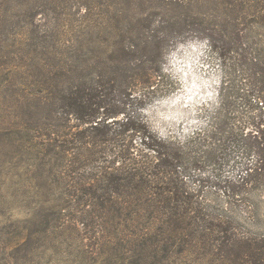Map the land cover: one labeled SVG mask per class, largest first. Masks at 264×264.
<instances>
[{
    "label": "trees",
    "instance_id": "obj_1",
    "mask_svg": "<svg viewBox=\"0 0 264 264\" xmlns=\"http://www.w3.org/2000/svg\"><path fill=\"white\" fill-rule=\"evenodd\" d=\"M209 1L0 0L6 92L20 80L17 107L28 104L31 116L17 113L10 133L29 145L32 180L47 193L69 184L68 202L43 200L47 215L57 222L78 209L86 238L120 224L109 241L124 243L123 259L189 250L217 264H264V232L240 231L238 218L210 212L187 184L191 169L232 157L243 170L226 179L235 190L229 198L264 186V42L248 36L264 26V0L201 7ZM222 17L233 22L219 24ZM194 33L221 59L239 55L243 87L234 108L226 77L210 128L182 144L159 138L141 110L167 78L165 54ZM5 106L10 117L15 111Z\"/></svg>",
    "mask_w": 264,
    "mask_h": 264
},
{
    "label": "rangeland",
    "instance_id": "obj_2",
    "mask_svg": "<svg viewBox=\"0 0 264 264\" xmlns=\"http://www.w3.org/2000/svg\"><path fill=\"white\" fill-rule=\"evenodd\" d=\"M211 3V0L208 4L202 3L201 7H212ZM253 6L247 9L254 12ZM213 19L210 17L209 22ZM222 21L233 22L222 17L219 24ZM209 25L215 26L214 23ZM258 26L249 29L248 36L252 41L264 42V26ZM1 39L5 40V37L1 36ZM6 50L0 45V52L4 55L0 54V63L8 58ZM238 56L230 53L227 59H221L213 52L209 40L202 36L198 38L196 33L183 41L178 40L163 59L161 74L167 78L158 86L161 89L152 90L151 97L144 102L146 108L141 110L153 133L159 138H172L183 144L209 129L222 102L220 91L226 77L228 86L224 93L227 99L235 102L236 108L243 87L242 75L238 67H234ZM4 68L0 64V264H217L191 250L192 253L186 250L170 257L160 252L157 260L148 257L150 255L144 251L143 258L148 260L139 263L132 251L128 252L131 257L123 259L127 253L124 243L109 241L116 236L115 226L121 225L111 221L108 231L98 228L96 232L100 235L91 232L86 238L84 223L79 221L75 208L71 215L51 222L45 208L50 206L42 202L48 198L60 201L61 195L64 196L62 202H68L69 184L65 181L60 184L61 189L52 187L47 193L39 180H32L31 149L28 144L17 142V136L10 133L17 113L30 118V109L28 104L20 109L17 107L20 80L16 79L14 83L16 90L6 92V78L1 71ZM5 104L15 111L10 117L3 111L7 108ZM246 122L251 123V118ZM241 145L249 148L247 142ZM228 159L229 165L217 159L207 161L201 169H191L186 177L187 184L203 196L204 205L210 208V212H224L238 218L240 225L236 226L240 231L264 232V186H255L251 192L236 189L237 195L229 198L226 179L240 176L243 167H233L232 157ZM233 192L235 190H229V193Z\"/></svg>",
    "mask_w": 264,
    "mask_h": 264
}]
</instances>
